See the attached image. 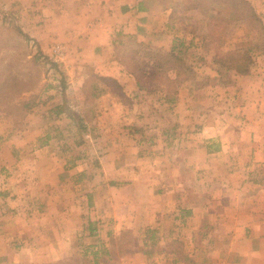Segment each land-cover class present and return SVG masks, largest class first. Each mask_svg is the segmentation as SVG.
Masks as SVG:
<instances>
[{
	"label": "crops",
	"instance_id": "crops-1",
	"mask_svg": "<svg viewBox=\"0 0 264 264\" xmlns=\"http://www.w3.org/2000/svg\"><path fill=\"white\" fill-rule=\"evenodd\" d=\"M247 1L262 16L264 0ZM0 4L39 52L66 47L61 100L41 94L18 125L0 111V264H73L86 254L99 264L102 252L147 264L148 241L163 264H264V97L241 107L244 121L211 122L179 139L187 149H160L173 143L125 122L137 96L163 95L126 70L117 44L132 38L175 51L186 29L169 0ZM57 123L100 133L64 147L45 132L63 128ZM125 234L139 244L118 246ZM161 240L178 247L157 249Z\"/></svg>",
	"mask_w": 264,
	"mask_h": 264
},
{
	"label": "rangeland",
	"instance_id": "rangeland-1",
	"mask_svg": "<svg viewBox=\"0 0 264 264\" xmlns=\"http://www.w3.org/2000/svg\"><path fill=\"white\" fill-rule=\"evenodd\" d=\"M169 3L177 11V16L183 17L182 26L186 29L184 40L175 44V51H167L163 45L148 41L124 38L117 44V52L126 70L139 77L146 88L161 90L163 97L167 94L170 99L163 102V97L143 92L141 97H136V102L127 104L125 117L128 119L125 122H140L143 135H161L166 142L174 144L165 146L162 143L157 147L176 150L188 148L179 139H185L183 143H187L191 137L202 134V129L211 122L228 125L234 120L244 121L246 114L242 113L241 107L256 103L259 96L264 97V12L261 9L262 16H258L247 0H169ZM3 10L0 4V83L6 76H13L23 80L25 90L14 93L12 88L2 87L0 111L4 118L13 116L18 125L23 124L20 122L32 107L43 102L39 101L41 94L49 96L51 93L47 92L52 90L54 94L51 96L58 95L61 100L64 91L60 70L62 61H55L51 51L47 54L39 52L35 44L18 31L15 17L3 18ZM54 63L58 67H54ZM236 66L248 71L239 72ZM111 85L114 87L113 83ZM23 102L29 107L23 108ZM137 116L138 120H134L133 117ZM57 124H63V128L51 125V129H45V132L62 139L64 147H72L68 142L81 140L84 134L92 138L100 133L90 127L77 130L68 129L67 123ZM77 152L80 151L74 154ZM200 170L210 173L206 168ZM5 202V196L0 194V207ZM3 210L0 209V213ZM123 241L118 246L130 248L139 244L130 234H125ZM111 243L117 245L114 240ZM171 246L161 240L157 249ZM143 249L151 252L146 254L147 264H163L165 258L154 254L152 241L145 242ZM88 255L71 263L95 264V257ZM122 258L102 252L97 263L117 264L125 260Z\"/></svg>",
	"mask_w": 264,
	"mask_h": 264
},
{
	"label": "trees",
	"instance_id": "trees-1",
	"mask_svg": "<svg viewBox=\"0 0 264 264\" xmlns=\"http://www.w3.org/2000/svg\"><path fill=\"white\" fill-rule=\"evenodd\" d=\"M251 49H248V51H250ZM234 59V58H233ZM58 64L54 63V67H58L57 66ZM239 66V65H238ZM237 67V69L239 70V72H242V73H246L248 71L247 68H243L241 69L240 67ZM23 80L19 79V78H13V76H6L4 78V80L0 83V91L2 90V87H6V88H12V90L14 91V93H21L22 91L25 90V88L22 86ZM21 106L23 108H28L29 107V104L26 103V102H23L21 104Z\"/></svg>",
	"mask_w": 264,
	"mask_h": 264
},
{
	"label": "built area",
	"instance_id": "built-area-1",
	"mask_svg": "<svg viewBox=\"0 0 264 264\" xmlns=\"http://www.w3.org/2000/svg\"><path fill=\"white\" fill-rule=\"evenodd\" d=\"M51 55L55 61H62L64 56L66 55V47L62 44L56 43L51 48Z\"/></svg>",
	"mask_w": 264,
	"mask_h": 264
}]
</instances>
